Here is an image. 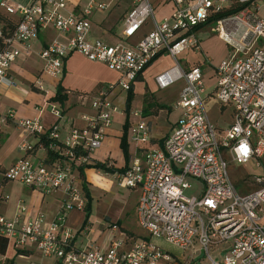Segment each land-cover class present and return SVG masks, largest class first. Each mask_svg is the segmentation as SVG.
I'll list each match as a JSON object with an SVG mask.
<instances>
[{
	"label": "built area",
	"instance_id": "built-area-1",
	"mask_svg": "<svg viewBox=\"0 0 264 264\" xmlns=\"http://www.w3.org/2000/svg\"><path fill=\"white\" fill-rule=\"evenodd\" d=\"M167 1L173 5L171 12L156 18L152 0H130L121 26L123 38L109 44L90 36L92 15L109 7L104 1L84 0L81 8L73 9L67 0H31L28 4L0 0L1 9L18 15L11 37L2 38L0 28V83H12L7 77L10 67L19 56L30 53L31 41L46 29L65 35L63 40L52 39L38 53L46 75L59 78L64 60L74 52L103 63L118 75L115 82L78 94L81 101H89L90 111L81 114L82 125L72 126L64 138L58 121L45 130L40 117L15 119L24 135L17 147L23 155L4 170V178L43 194L60 193L63 200L48 225L42 214L28 218L24 205L11 217L0 214V236L7 242L32 245L54 264L170 262L171 255L153 239H163L182 250L196 241L208 264H264V176H254L252 183L258 188L240 195L229 177L226 160L248 163L257 159L255 166H260L264 157V21L258 14V0ZM233 5L240 9L212 23L218 37L230 47L215 68V95L222 105L232 106L233 119L218 129L203 105L206 86L202 70L198 66L183 68L176 56L197 46L195 26ZM147 22L150 30L129 42ZM163 53L173 57L175 64L155 75L157 88L165 90L179 81L183 86L175 103L180 110L176 125L161 146H154L143 109L132 105L124 110V105L137 77ZM32 86L46 93L40 77ZM118 98L121 105L115 103ZM44 107L61 118L55 103L47 100ZM115 113L129 119L131 151L124 171L105 174L119 187L139 189L136 220L147 238L130 239L120 233L106 248L76 249L75 233L66 225V217L71 210L85 208L79 168L89 164ZM9 118L14 119L12 111L0 115V123ZM190 180L198 184V195L185 194L193 188ZM109 228L118 231L116 223H110ZM222 242H228L229 249L212 258L209 247Z\"/></svg>",
	"mask_w": 264,
	"mask_h": 264
},
{
	"label": "crops",
	"instance_id": "crops-1",
	"mask_svg": "<svg viewBox=\"0 0 264 264\" xmlns=\"http://www.w3.org/2000/svg\"><path fill=\"white\" fill-rule=\"evenodd\" d=\"M128 1L130 4V0ZM152 1L155 7L156 18H160L161 16L170 13L173 8V5L167 0ZM8 2L28 4L31 2V0H8ZM67 2L68 7L73 9H79L84 4V0H67ZM99 12L103 11L95 12L91 17V39L99 38L109 44L121 41L123 38L121 36L122 27H120L119 34L113 36L112 38L97 35L93 22L97 20L96 18L102 17L103 14L100 16L98 15ZM0 13L8 15L13 19H18V15L8 14L1 8ZM150 28L151 24L149 22L145 23L141 27L139 34L129 39L128 41L135 42L144 33L148 32ZM194 37L197 40V46L188 47L184 50H188L189 48H196L198 50H201L202 43L200 39L195 35ZM52 39L63 40L65 39V35L58 33L53 29H46L41 31L37 38L31 41L30 53L28 55L19 56L16 62L10 67L7 77L12 83H0V115H5L9 111H12L14 113V119L9 118L7 122L0 123V214L6 217H11L16 212L19 205H24L28 209V218H34L37 214H42L44 216L43 223L45 225L51 223L57 212L60 210L63 196L60 193L43 194L39 190L24 186L17 181L7 180L3 175L4 170L10 167L23 155L18 151L17 147L19 142L24 138V135L22 131L16 126L15 119L40 117L45 130H47L53 123L58 121L60 137L64 138L72 126L82 125L80 116L78 118V116H76L74 112V110H77L75 108H78V106H85L81 103L82 101L79 99L78 94L87 92L90 93L99 85L112 82L105 80L100 71L103 67L108 68L106 65L100 62L89 61L77 52L71 53L66 57L63 64V73L59 78H52L49 75L43 73L41 70L42 61L40 60L38 53ZM226 56H224L223 58H225ZM222 59H220V61ZM77 60H83V62H86L90 66H93L94 73L87 77V83H84L82 81L74 82L75 80L73 79V76L75 75V73L78 70L84 71L80 69V67L76 64ZM218 63L215 65L217 66ZM179 64L183 68L198 66L201 70V67L203 66L199 62L193 64ZM216 66L214 67V69L216 68ZM36 77H40L43 83L45 82L49 88H52V90L49 91L47 86H45L44 84L43 85L46 89V93L36 90L32 86V83L36 79ZM140 77L142 78V74ZM117 78L118 75L116 79ZM116 79L113 81H116ZM135 82L133 84L134 91ZM58 84H60L64 88V91L62 92L64 100L61 102L52 100ZM47 100L55 103L59 107L61 111V118L59 120L50 113L48 108L44 107V103ZM117 100L120 101L121 105V99L118 98ZM139 100L141 101V99ZM154 104L155 105L152 107H155L156 110L151 112V108L148 111V114L144 113L145 110L142 106H140V108L143 109V115L150 125L151 144H153L154 146H161L163 143V139L175 127L177 121L174 123H166L164 120L168 117V113L164 112L163 115L165 117L163 116V121L161 123L162 130H155V124L158 122L157 117H159L158 115L160 111L162 109H165L163 107L158 108L159 104H156L155 102ZM114 116H120L121 118H123V121L119 123L118 127H115L112 123L111 126L105 131L106 134L100 146L96 148L90 155L91 157L89 164L94 162L108 161V163L112 164V166L115 168H121L125 166L126 159L121 147V141L124 136L125 143L127 144V154L129 156L131 151L128 143L129 122L127 124L126 132L124 133L123 124L126 117L121 113H117L116 115L114 114L113 117ZM221 129H223V127H221ZM40 152L41 151H38L37 153L40 154ZM78 176L79 186L80 188H83L84 185L82 183V178L80 175ZM83 180L85 188L89 194V208L92 207V205L90 204V198H92V187L94 190H96L97 192H102V194L104 195L111 192L114 186H117L112 176L96 170L93 167L83 168ZM118 188L119 193L116 195V200H119V202H121L122 210L125 208H127V210L132 209L133 212H135L136 220V205L139 195V189L127 187ZM84 199L87 203V195L84 196ZM110 213V211L104 210L102 214H99V216H97L90 210L87 218V224L85 225L84 211H77L75 209L71 210L66 217V225L75 233V237L73 240L74 247L76 249H82L90 246L106 248L109 245L110 240L114 237H119L120 233L125 234V236L129 237L130 239L147 238L146 233L142 229L141 230L144 232V235L140 236L141 238H138V235L136 234L128 232L127 229L130 228L123 225V222L121 220L122 215L120 216V214L116 215V218L118 219L116 224L118 225V231H120L119 233L118 231L112 232L109 228L110 224H108L109 220L111 219ZM152 241L163 250L172 252L178 251V255L180 254L179 256L182 257L180 261L179 256L177 259H174V256H172V260L170 262L160 261L159 264H178L179 262H182V259H184V252L188 247L182 250L163 239H153ZM191 245L198 246L196 241H194ZM200 259H202L201 256H199L197 260L200 261ZM54 262L55 261L52 258L41 257L32 245L18 246L12 242H7L4 252H0V264H54Z\"/></svg>",
	"mask_w": 264,
	"mask_h": 264
},
{
	"label": "rangeland",
	"instance_id": "rangeland-1",
	"mask_svg": "<svg viewBox=\"0 0 264 264\" xmlns=\"http://www.w3.org/2000/svg\"><path fill=\"white\" fill-rule=\"evenodd\" d=\"M101 1L108 3L109 7L103 12H99L98 15L101 16L103 14L104 16L102 15L101 18H96L97 20L93 22L94 28L97 32V35L112 38L113 36L119 34L124 16L129 8V1ZM258 4V14L264 21V0H258ZM213 28L214 26L212 23H207L196 29L194 31V35L197 36V38H199L202 43L201 50H198L196 48L182 50L176 56V59L179 63L193 64L199 62L201 65H203L201 68L203 73V82L206 86V93L203 95V105L207 112L208 118L216 125L218 129H221V127H227L231 123V119H233L232 106L230 104L222 105L221 103H219L215 95L216 76L214 67L216 66L215 64L220 61V59L229 54L230 47L225 44L219 37H217V34ZM174 60L175 59L168 54L159 55L145 67L142 72V79L135 82V91L132 101L133 103H136L137 101H139V99H141L142 105L147 106V102L153 101L156 104L162 105L161 107L165 109H162L158 115L159 117H157L158 122L155 124V130L157 131L162 130L161 123L163 121L164 112L168 113V117L164 120L166 123L176 122L180 115V110L179 108L175 107V103L177 101L178 94L183 86V82L179 81L165 90H160L157 88L154 81L155 75L162 73L166 70L165 68L175 64ZM76 64L80 67V69L84 71H79L77 69L78 71L73 76V79L75 80L74 82L82 81L84 83H87V77L94 73L93 66H90L86 62H83V60H77ZM100 71L105 80L115 82L113 80H115L117 77L116 72L106 67H103ZM43 84L47 86L49 91L52 90V88H49L45 82ZM81 103L85 106L80 105L78 106V108H75L77 110H74L78 118L79 116H81V114L90 111L88 100L85 99ZM115 103L120 105L119 100L115 101ZM151 108V112L156 110L155 107H147L146 110L149 111ZM116 114L117 113H115V115ZM121 121H123V118H121L120 116H114L112 123L115 127H118ZM226 160L229 177L240 195L252 192L258 188V186L252 183V179L256 175L264 176V157L259 160L260 166H255V162H258L257 159H253L248 163L233 162L229 158H226ZM191 182L193 183V188L186 190L185 194L198 195V184L194 183L193 181ZM118 187V185L114 186L111 192L104 195L102 194V192H97L92 187V198H90V204L92 205V207L90 208V210L97 216H99V214H102L104 210L110 211L111 219L109 220L108 224L117 223L118 219L116 218V215H122L121 220L123 222V225L130 228L127 229L128 232L136 234L138 235V238H141L140 236H143L144 232L141 230L137 221L135 220V212H133L132 209L127 210V208L122 210L121 202H119V200H116V195L119 193ZM81 191L83 195L86 196V192L83 188H81ZM212 247H209V254L212 258H219L221 257L223 252L229 249L230 244L228 242H222L218 244V246ZM165 251H167L171 255V257L174 256V259H177L180 255H178V251ZM203 253L204 250L199 249L198 246L191 245L185 250L184 259H182V262H179L178 264H192L197 261L199 256H201L202 259H200V262L198 264H208L207 259L203 258ZM179 258L181 261L182 257L179 256Z\"/></svg>",
	"mask_w": 264,
	"mask_h": 264
},
{
	"label": "trees",
	"instance_id": "trees-1",
	"mask_svg": "<svg viewBox=\"0 0 264 264\" xmlns=\"http://www.w3.org/2000/svg\"><path fill=\"white\" fill-rule=\"evenodd\" d=\"M240 9V6L238 5H233V6H229V7H224V9H222L221 11H218L216 12L215 14H213L212 17L209 18V20L204 23V24H207V23H213V21H215L216 19L218 18H221L223 16H227V15H230V14H233L235 12H237L238 10ZM17 21L18 19L16 18H12L8 15H5L3 13H0V28L2 30V38H8V37H11L12 34H13V31H14V28L17 24ZM204 24H200V25H197L193 28V31H195L196 29L200 28L202 25ZM160 54L156 55L153 59L157 58ZM152 59V60H153ZM141 75H139L137 77L136 80H141L142 78L140 77ZM64 91V88L58 84L57 87H56V92H55V95L52 97V100H57V101H63L64 100V96H63V92ZM133 97H134V88H133V85L131 86L130 90L127 92L126 94V101H125V105H124V110H127L130 106H142L143 109L145 110V114H148V111L146 110L147 107H152L154 106V102L153 101H149L147 102V106H143L142 105V100L140 101H137L136 103H133ZM158 106V105H157ZM162 105H159L158 108H161ZM129 122V119H125V122L123 124V130H124V133L126 132V129H127V124ZM121 147L123 149V152H124V156H125V159H126V164L124 167H121V168H115L112 166V164H109L108 161H104V162H94V163H90V164H86L84 165L83 167H80L79 168V175L81 176L82 178V183H83V188L86 192V195L88 197V202L85 204V208H84V212H85V220H84V224L86 225L87 224V218H88V215H89V211H90V208H89V194H88V191L86 190L85 188V184H84V180H83V168L85 167H93L94 169L96 170H99V171H102L104 173H113V172H122L124 171L127 163H128V160H129V156L127 154V144L125 143V139H124V136L122 138V141H121ZM6 245H7V239L3 236H0V252H4L5 248H6Z\"/></svg>",
	"mask_w": 264,
	"mask_h": 264
}]
</instances>
